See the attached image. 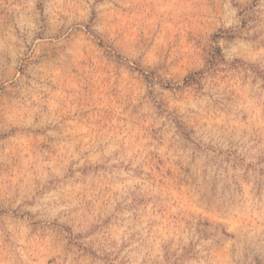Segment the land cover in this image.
<instances>
[{"label": "rangeland", "instance_id": "374dc122", "mask_svg": "<svg viewBox=\"0 0 264 264\" xmlns=\"http://www.w3.org/2000/svg\"><path fill=\"white\" fill-rule=\"evenodd\" d=\"M0 264H264V0H0Z\"/></svg>", "mask_w": 264, "mask_h": 264}]
</instances>
